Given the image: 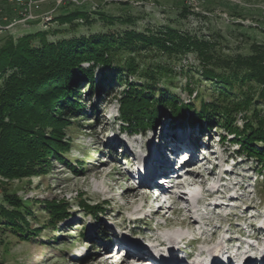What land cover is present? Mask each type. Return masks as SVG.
Segmentation results:
<instances>
[{"label": "rangeland", "instance_id": "rangeland-1", "mask_svg": "<svg viewBox=\"0 0 264 264\" xmlns=\"http://www.w3.org/2000/svg\"><path fill=\"white\" fill-rule=\"evenodd\" d=\"M77 6H84L89 13L100 10L112 16H136L138 19L132 28L136 31L165 26L188 31L197 37L214 40L217 51L231 55L246 54L251 43L264 42V0H0V44L9 37L18 39L22 35L39 32H44L49 42L98 31L122 32L120 24L104 29L95 28L101 24L100 20L92 26L83 23L72 26L55 20L59 14ZM183 8L188 10L186 15L181 13ZM118 56L123 58L120 54ZM137 62L143 68L156 63L171 66L174 75L168 88L181 99L190 98L185 89L188 82L197 90L193 82L200 76L194 68H198L194 52L177 58L160 53L139 55ZM99 73L96 69V79ZM164 81L165 78L159 80L157 87H162ZM199 86L205 93L204 97L209 99L212 89L206 90V82H201ZM114 89L120 90L117 86ZM94 99L95 96H92L90 101ZM98 108V124L89 126L92 119L79 121L80 128L71 132L74 139L68 152L70 164L79 161L83 165L80 170L54 161L51 170L43 174L0 177V203L1 189L24 201L31 211L28 218L31 227L45 223L47 211L44 205L47 202L64 200L70 204V215L65 221L54 229H43L38 236L30 239L23 240L0 225V264H105L109 258L110 264H117L127 251L133 250L130 242L139 241L148 242L160 250L178 244V257L190 256L194 259L205 255L208 257L213 247L218 245L234 256L244 254L245 248L253 254L264 247V217L260 216L264 210V181L254 168L255 162L236 152L237 145L228 140L231 136L223 141L218 140L217 136L223 130L213 128L205 132L209 138L203 135L207 148L195 151L193 138L202 137L198 134L201 131L197 125L179 127L173 125L167 114H162L154 128L135 131L121 128L115 98ZM107 145H111L113 150H108ZM171 148L179 149L175 154L182 153L183 148L184 155L194 152L190 159L186 157L183 160V167L192 168L203 177L210 176L207 185H217L225 193L218 189V196L202 199V196H207L204 195V188H193L200 199L199 203L222 198L224 205L217 210L211 205L207 206V202L197 208L195 206L194 215L198 223L192 229L188 225L191 219L187 220V226L180 224L179 220L186 219L185 212L177 211L181 203L172 208L164 203L157 209V203L161 201L152 202L154 196H148L144 184L140 182L135 185L134 182L136 177L144 174L143 171L138 173L137 165L150 161V152L158 150L170 153ZM123 153L128 155V159L123 160ZM196 159H202V163H196ZM152 162L157 165L155 160ZM182 164L178 162V166L174 164V167H170L175 177L182 173ZM170 186L166 187L168 192L175 190L176 196L181 193L180 190H184V198L188 197L192 204L196 202L189 197L185 188L174 189ZM135 191L137 198L134 201L132 196ZM80 201L98 207L97 215L93 217L92 213L82 210ZM98 229H105L108 236L93 237ZM177 233L182 234L183 238L177 237ZM169 234L176 235L171 239L172 243L155 246V239H166ZM213 235L216 239H228L229 242L223 240L217 244ZM87 236L96 241L88 240ZM205 239L213 241L206 243ZM254 258L259 260L260 257ZM152 259L159 262L157 258ZM183 264L189 263L185 259Z\"/></svg>", "mask_w": 264, "mask_h": 264}, {"label": "trees", "instance_id": "trees-1", "mask_svg": "<svg viewBox=\"0 0 264 264\" xmlns=\"http://www.w3.org/2000/svg\"><path fill=\"white\" fill-rule=\"evenodd\" d=\"M187 12L181 11L183 15ZM137 19L100 10L89 13L77 6L55 20L72 26H92L100 20L95 28L120 24L122 32L98 31L50 42L39 32L9 37L0 44V177L43 174L54 161L80 170L79 161L70 164L71 132L80 128L79 121L92 119L89 126L98 124V107L115 98L121 128L148 130L167 114L173 125H197L202 137H195L194 142L205 148V132L223 130L218 140L231 136L228 140L237 145L236 152L255 162L264 181V42L251 43L246 54L231 55L217 51L214 40L173 27L136 31L132 28ZM188 52L195 53L198 68H194L200 76L193 82L198 91L190 82L186 84L188 99L168 88L174 75L171 66L156 63L143 68L137 62L139 55L160 53L177 58ZM163 78V86L157 87ZM201 82L207 83L206 90L212 89L209 99L204 97ZM92 96L95 99L90 101ZM106 148L113 150L111 145ZM127 156L123 153L122 158ZM1 190L0 225L23 240L38 236L45 228H56L70 215L67 201L47 202L45 223L31 227V211L24 201ZM79 205L93 217L97 215L98 207L84 201ZM95 235L108 236L105 229L95 230ZM93 237L87 236L95 242Z\"/></svg>", "mask_w": 264, "mask_h": 264}, {"label": "bare ground", "instance_id": "bare-ground-1", "mask_svg": "<svg viewBox=\"0 0 264 264\" xmlns=\"http://www.w3.org/2000/svg\"><path fill=\"white\" fill-rule=\"evenodd\" d=\"M170 150H171L170 153L169 152L163 153L162 151L158 152V150H153L152 152H150V161H147V163H146V161H144L141 166L137 165L138 173H142L141 171H143L144 174H142V175H144V176H150L154 173L157 174V172L159 173V170L157 171V168H156L157 165L155 166L156 163L153 164L152 160L153 161L155 160L157 162L158 166L161 163H167L168 166L170 165L169 167H174L173 165L176 164V162L174 164H171L172 157H170V156L173 155L174 153H177L176 151L177 150L179 151V149L174 148L172 150V148H171ZM178 154H181V152ZM181 157L182 156H180V158ZM198 162L202 163V159L197 160L196 163H198ZM144 163H145V165H144ZM210 174H211V176H213L212 172H210ZM166 178H167L166 180H169L171 186L174 189L185 188L186 192L188 191L189 197L192 200L194 199V201L196 200V202L197 201L199 202L200 199L197 195V192L193 190V188L195 186H201L202 188H204V191H205L204 195H207V196H202V199L203 198L207 199V197H212L214 195L218 196V189L219 188H217V185H211V186L207 185L210 176H207V178L203 177L200 172H198L192 168L183 167L182 173L180 174V176L174 177L171 175V176L166 177ZM136 191L134 192V194L132 196L134 201L137 198ZM180 191H181V193H179V195H176V196H175V192H176L175 190L168 192V193H163L162 195H156L152 198V201H160V200H162L163 197H165V199L162 200V202L158 204L157 209H160L164 203H167L166 207H168V208H172L173 205L181 203L182 206H181V208L177 209V211L185 212L186 215H184V216H186V219L182 220V221L179 220L180 224L184 225L187 223L188 219L189 220L191 219L189 221L188 225L192 229L198 223V220H197L196 216L194 215L196 213V210L194 208L195 206L192 204V202H193L192 200H191L192 202H189L190 199H188L186 194H185V196L187 198H184V195H183L184 190L183 191L180 190ZM177 196H178V198H176ZM221 200H222V198H221ZM221 200H215L213 203H207L206 205L207 206L211 205L210 207H213V209L215 208V210H217L216 208L219 209V207L224 205V201H221ZM206 202H207L206 200H203L201 204H205ZM168 208H167V210H168ZM260 216L264 217V210L262 211ZM186 226H187V224H186ZM201 232L203 233L204 231H201ZM177 235H178L177 237L183 238L182 234L177 233ZM173 237L176 238V235L172 236L169 234V235H167V238L166 239L163 238V240L162 239H160V240L155 239V241H157L155 246L165 245L168 242L172 243ZM213 239H216V236L213 235ZM210 240L205 239L204 241H206V243H210ZM223 240H225V239H216V243L221 244ZM141 241H143V240H141ZM211 241H213V240H211ZM127 242L129 243L130 241L127 240ZM127 242H125V244H128ZM226 242H229L228 239L225 240V243ZM130 244H133V246H132L133 250L127 251L124 258L118 259V261L116 262L117 264H140L141 262H144L147 264H153L152 262L154 260L152 258H157L159 260L158 264H183V261L185 259L187 261H188V259L192 260L191 261L192 264H231L234 262L236 264H264V247H262V249H260V250L257 249V252L250 254V255L246 251L247 250V248H246V250L244 251L243 257H241L240 260H238V259H232L234 257V255H232V253H229L228 250L226 251L224 249L219 248L220 247L219 245L216 247H213V250L211 251V255H209L208 257H207V255H205V256H200L198 259H194L192 257L190 258V256L178 257L177 251L180 249V245L178 246V244L172 245V246H167L166 248H162L161 250L153 247L148 242L146 244V243H142L139 241V243H131L130 242ZM201 252H203V251H201ZM258 256L260 257L259 260H255L254 257H258ZM110 259L111 258L107 259V261L104 260L105 264H108V263L110 264V261H109ZM188 262H190V261H188Z\"/></svg>", "mask_w": 264, "mask_h": 264}]
</instances>
